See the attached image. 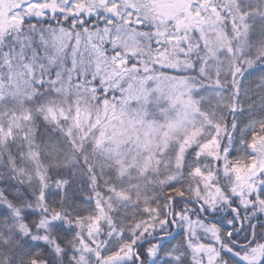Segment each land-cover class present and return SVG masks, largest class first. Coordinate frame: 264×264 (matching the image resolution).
I'll return each instance as SVG.
<instances>
[{"label": "snow or ice", "instance_id": "6c2138e0", "mask_svg": "<svg viewBox=\"0 0 264 264\" xmlns=\"http://www.w3.org/2000/svg\"><path fill=\"white\" fill-rule=\"evenodd\" d=\"M0 264H264V0H0Z\"/></svg>", "mask_w": 264, "mask_h": 264}]
</instances>
